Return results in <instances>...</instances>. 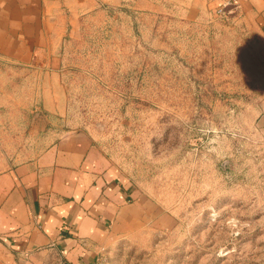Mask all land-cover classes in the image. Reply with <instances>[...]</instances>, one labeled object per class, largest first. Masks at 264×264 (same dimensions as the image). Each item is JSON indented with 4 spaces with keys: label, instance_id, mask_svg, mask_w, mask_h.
I'll use <instances>...</instances> for the list:
<instances>
[{
    "label": "rangeland",
    "instance_id": "obj_1",
    "mask_svg": "<svg viewBox=\"0 0 264 264\" xmlns=\"http://www.w3.org/2000/svg\"><path fill=\"white\" fill-rule=\"evenodd\" d=\"M99 0L55 60L0 51V171L83 130L168 220L109 264H264V58L227 11Z\"/></svg>",
    "mask_w": 264,
    "mask_h": 264
},
{
    "label": "crops",
    "instance_id": "obj_2",
    "mask_svg": "<svg viewBox=\"0 0 264 264\" xmlns=\"http://www.w3.org/2000/svg\"><path fill=\"white\" fill-rule=\"evenodd\" d=\"M98 2L0 0V51L28 63L55 60L56 43ZM223 5L255 31L264 58V0H194L185 17ZM261 122L264 129V114ZM165 220L83 130L0 171V264H91L111 244L151 234Z\"/></svg>",
    "mask_w": 264,
    "mask_h": 264
},
{
    "label": "built area",
    "instance_id": "obj_3",
    "mask_svg": "<svg viewBox=\"0 0 264 264\" xmlns=\"http://www.w3.org/2000/svg\"><path fill=\"white\" fill-rule=\"evenodd\" d=\"M227 11H230L227 7V5H223L218 8L217 12L220 15H225L227 14ZM59 264H64V263H59ZM91 264H109L108 259L105 256L97 258L95 261H93Z\"/></svg>",
    "mask_w": 264,
    "mask_h": 264
}]
</instances>
